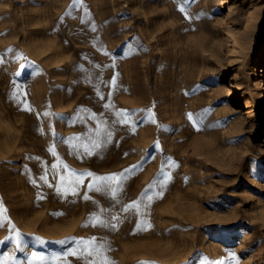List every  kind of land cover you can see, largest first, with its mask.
Returning <instances> with one entry per match:
<instances>
[{"label": "rangeland", "instance_id": "obj_1", "mask_svg": "<svg viewBox=\"0 0 264 264\" xmlns=\"http://www.w3.org/2000/svg\"><path fill=\"white\" fill-rule=\"evenodd\" d=\"M73 3L0 0V264H264V0Z\"/></svg>", "mask_w": 264, "mask_h": 264}, {"label": "snow or ice", "instance_id": "obj_2", "mask_svg": "<svg viewBox=\"0 0 264 264\" xmlns=\"http://www.w3.org/2000/svg\"><path fill=\"white\" fill-rule=\"evenodd\" d=\"M77 0H74L73 3V7H75ZM17 75H19V73H17ZM191 119V116L189 117ZM97 148L100 147V144H96L95 145ZM87 175L91 176L93 175L92 173H87ZM120 176L117 175H112V176H101V177H96L95 181L93 184H89L88 187L89 188H93L95 187V190L97 192H107V191H111L113 196H115L116 194V189L112 188L111 185L115 182L118 183L120 181ZM40 179L44 180L45 177H40ZM82 182V181H81ZM75 194V193H74ZM85 199H88L87 196L84 197ZM131 207V206H130ZM115 219V218H114ZM102 223V222H101ZM151 225H149L150 227ZM114 227V225H113ZM19 233H17V242H16V247L19 249L21 247L20 244V240H19ZM94 241L95 238H92L91 240H84V239H80L78 241H74L78 246H83L85 250H87L88 248H93V251H96V248L93 247L94 245ZM0 243H4L2 241H0ZM92 253L90 252L89 255H91ZM70 255H75V252L70 253ZM33 256H35V254H33ZM41 260H49V258L47 257H40ZM28 264H31V262L29 261Z\"/></svg>", "mask_w": 264, "mask_h": 264}, {"label": "bare ground", "instance_id": "obj_3", "mask_svg": "<svg viewBox=\"0 0 264 264\" xmlns=\"http://www.w3.org/2000/svg\"><path fill=\"white\" fill-rule=\"evenodd\" d=\"M259 3V2H258ZM259 4H261V3H259ZM262 10H263V12H264V6L262 5Z\"/></svg>", "mask_w": 264, "mask_h": 264}]
</instances>
